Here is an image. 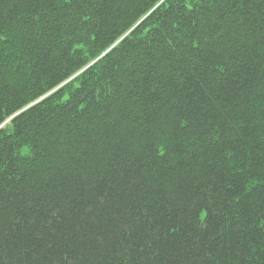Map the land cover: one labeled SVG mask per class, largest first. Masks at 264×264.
<instances>
[{"label": "trees", "instance_id": "1", "mask_svg": "<svg viewBox=\"0 0 264 264\" xmlns=\"http://www.w3.org/2000/svg\"><path fill=\"white\" fill-rule=\"evenodd\" d=\"M0 264H264V0H0Z\"/></svg>", "mask_w": 264, "mask_h": 264}, {"label": "snow or ice", "instance_id": "2", "mask_svg": "<svg viewBox=\"0 0 264 264\" xmlns=\"http://www.w3.org/2000/svg\"><path fill=\"white\" fill-rule=\"evenodd\" d=\"M201 219H203V217H201Z\"/></svg>", "mask_w": 264, "mask_h": 264}]
</instances>
